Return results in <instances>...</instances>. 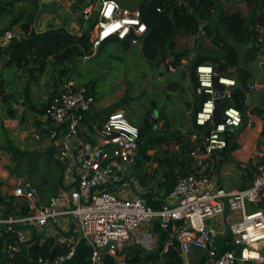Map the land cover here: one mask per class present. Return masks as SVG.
I'll use <instances>...</instances> for the list:
<instances>
[{
	"label": "built area",
	"instance_id": "obj_1",
	"mask_svg": "<svg viewBox=\"0 0 264 264\" xmlns=\"http://www.w3.org/2000/svg\"><path fill=\"white\" fill-rule=\"evenodd\" d=\"M213 1L219 4L225 0ZM93 11L97 12L91 39L93 51L112 39L138 45L147 32L140 12L122 7L117 0H97L94 7L82 9L85 22ZM16 39L11 30L0 28V50H6ZM263 44L259 33L257 45L261 48ZM194 74L198 94L207 97L195 112L194 122L199 127L207 126V134L200 143L201 153L209 157L226 147V131L239 128L242 115L234 106L222 103L231 101V90L236 85L233 79L216 74L209 64L197 66ZM253 89L254 86L249 87ZM94 102L91 89L78 85L72 77L64 79L50 97L45 109L51 126L48 137L59 147L60 162L74 165L76 175L69 183L73 186L59 189L45 206L36 205L37 190L29 182L12 190V196L24 200L29 212L21 217L0 218L3 227L0 237L7 232L15 236L14 242L3 251L5 264H17L22 248L31 241L30 231L48 225H60L61 233L54 242L66 251L53 260L38 258L31 264L69 262L80 245L91 249L90 264H102L104 256L119 258L134 232L153 220L161 229L170 231L163 245L164 253L176 249L188 257L193 251L203 252L198 264H264V210L261 208L264 164L258 166L249 186L241 190L215 187L207 175L196 172L176 177L171 190L174 201L157 209L138 196L121 197L105 183L125 185V174L133 167L139 129L128 122L125 111L115 110L102 123L96 145L73 144L78 136L81 112L88 111ZM218 103L223 104L224 120L215 124L212 121ZM261 118L264 119V109ZM147 122L151 124L153 119L148 118ZM62 220L69 222L62 226ZM134 243L150 251L155 241L152 234L145 232L135 237Z\"/></svg>",
	"mask_w": 264,
	"mask_h": 264
},
{
	"label": "crops",
	"instance_id": "obj_2",
	"mask_svg": "<svg viewBox=\"0 0 264 264\" xmlns=\"http://www.w3.org/2000/svg\"><path fill=\"white\" fill-rule=\"evenodd\" d=\"M117 1L122 4L121 0ZM128 1L134 4L131 10L139 11V0ZM260 1L225 0L218 4L216 14L219 10L230 15L239 12L245 20V24L256 27V31L261 34L264 41V26L259 27L256 25L259 15L262 14ZM37 4L36 19L27 34L28 37L39 38L57 31L66 32L73 38H77L80 35L82 28L78 25V20L81 16V11L78 9L80 7L79 0L77 1V6H75L76 0H38ZM19 7L28 8V5L24 3ZM19 7L14 10L12 15L0 16L1 29L13 21V17L19 12ZM124 8H127V6H124ZM216 20L217 17L214 16L212 23H215ZM203 25L204 23H202L201 27ZM12 32L17 39H25L18 26H15ZM202 32L200 29L194 35L179 33L176 36L173 51L185 54L178 67L172 66L173 56L165 51L161 52L159 60L154 61L157 63L155 69L157 83L166 80L165 85H163L164 91L169 90L172 93L171 96L174 97L180 94L188 95L186 102L189 111L185 114L187 116V124H177L176 127H172L167 122H157V129L162 131L166 128V131L171 132L168 135L171 138L182 136L185 139L189 137L192 141H197V130L192 126V119L199 107L200 95L197 90L196 92L193 90L192 93L188 88L187 73L184 68L187 66L191 67L190 62L198 54L212 56L221 62L225 58V53L213 46ZM92 36L93 30L90 34V43ZM246 37H242L241 40H236L235 37L232 39L238 48L239 64L238 67H233L229 70L230 76H232L230 79L235 81L234 78L240 76V71L245 70V73H247L245 76L246 89L241 88L248 92L244 100L245 115L242 117V124L239 128L230 130L235 134L234 141L231 142L227 149L216 150L209 157L201 153V143L196 142V148L186 152L184 156L183 174L202 172L210 178L213 186L227 191H236L248 187L256 176L258 166H260L258 162L261 161V158H264V119L261 118V113H251L253 109L259 108L262 110L264 108V44L254 56L252 51H250L253 46V40H246ZM103 46H110L116 49L112 54L109 53L108 56L110 59L117 60L122 59L120 57L121 52L139 47L140 51L137 54H139L141 61L150 62L142 55L140 43L131 45L128 41L113 39L102 43L94 51L91 47L92 56L89 55L91 57L87 60L82 59L73 73L67 77H72L78 85L89 87L95 97L92 107L88 111L81 112L82 119L78 129V136L73 144L84 142L96 145L106 116L115 110L125 111L126 109V104L122 102V91L117 92L118 90H116L114 92L117 97L110 93H108V97H98V89L94 78L87 83L81 82L80 68L84 62L95 58L98 50ZM7 61V56L2 54L0 56V218H2L4 213L9 212L11 216L20 217L18 214L21 211V206H23V203L26 205V203L24 200L12 196V190L21 183H31L37 190L36 205L45 206L49 199L55 196L59 189L70 183L76 175L74 165L60 162L58 158L59 147L48 137L51 126L45 115V107L60 84L58 83L56 72L50 68L44 74L31 73L30 70L34 69V66L16 67L14 65L8 67ZM218 73L217 71L216 74ZM118 75L119 77L116 78L115 83L119 81L123 83V77L126 72L124 75V71L120 70ZM218 75L221 74L219 73ZM222 75L224 74L222 73ZM170 76L174 78L173 83L170 81ZM55 81L56 85L54 84ZM169 83L172 84L170 87ZM114 86L115 84H113ZM250 86H254V89L249 90ZM141 92L146 93L148 96L151 94L152 89H143ZM3 97H7L8 103L12 105V114L9 113L2 102ZM26 97L28 100H25ZM136 104L134 103L132 105L133 108L130 109L133 113H136L141 108ZM145 118H152L153 122L155 120L152 111L147 116L145 115L143 122ZM138 129L140 130V128ZM60 131H64L63 126ZM152 138L148 142H142V138H139L136 155L133 157V167L125 174V185L116 186L112 182H106L105 185L108 188H114V191L121 197L131 198L138 196L148 206L157 209L165 203L174 201L171 197V190L174 180L178 176H175L177 175L175 173L166 187L159 188L158 183L163 181L164 174L160 172L161 175L158 176L159 171L154 174L151 173L158 168V162L154 160L153 156L156 150L149 147ZM172 144L174 149L170 148L168 152L173 158L174 154L179 151V144L173 140ZM192 152H195V155L191 156L190 153ZM176 168L178 167L174 166L173 170H176ZM169 169L171 171V168ZM262 209L264 210V208ZM67 222L69 221L62 220V226H65ZM1 227L2 225H0ZM60 230V225H48L38 231H30V243H32L33 237H40V240H55V237L60 234L58 233ZM145 232L153 235L155 244L150 251L144 250L139 246L142 249L141 252L144 253V260L141 264H152L153 261L161 264V256L164 253L163 245L168 239L170 231L161 229L156 220L137 229L122 251L127 250L131 254L128 247L138 246L134 243V239ZM29 245L22 248L17 264H31L32 260L27 254ZM198 253V251H193L189 254L187 257L188 264H198L196 261ZM122 259L121 253L116 260L122 261Z\"/></svg>",
	"mask_w": 264,
	"mask_h": 264
},
{
	"label": "trees",
	"instance_id": "obj_3",
	"mask_svg": "<svg viewBox=\"0 0 264 264\" xmlns=\"http://www.w3.org/2000/svg\"><path fill=\"white\" fill-rule=\"evenodd\" d=\"M139 0L138 9L140 12L141 20L147 26V32L142 37L140 41L141 52L147 61L154 62L161 58V52H168L173 56L172 66L178 67L180 61L185 54L174 52L175 38L179 33H185L189 35H194L199 32L200 29L204 32L206 38L209 42L222 50L225 53V58L223 62L219 59L208 55L198 54L194 60H192V78L194 83V92L197 90V81L195 78V68L202 64H209L213 67L214 71H218L224 77L230 78L229 70L233 67H238L239 64V52L237 46L233 43V38L236 40H241L242 37H246V40H253V46L251 50L255 56L260 49L257 45V39L259 33L256 31V27L248 26L245 24V20L241 17L239 12L227 14L222 10H219L216 14L217 6L213 0ZM27 4L28 8L19 7L23 4ZM38 0H0V16L12 15L14 10L19 7V12L13 21L9 23L3 29L11 30L18 26L24 38L16 39L13 41L6 50H0V56L5 54L7 56V66L16 67H27L29 65L34 66V69L30 70L31 73L44 74L48 69H53L57 74L58 83H61L66 79L73 71L76 69L78 63L83 59L84 56H89L92 54L90 34L93 30L94 24L96 22V17L93 18L92 14L87 22L84 21L82 12L78 20L79 27L82 28L80 35L77 38H73L66 32L57 31L54 33H49L43 35L39 38L28 37L27 34L34 23L37 15ZM97 0H79L78 9H82L96 5ZM262 14L259 15L257 19V26H264V0L260 1ZM121 6H123L120 3ZM124 7V6H123ZM158 9L160 11H158ZM214 16L217 17L215 23H212ZM202 23L204 25L201 27ZM248 32V33H247ZM113 40V39H112ZM117 40V39H114ZM109 41V40H108ZM163 57V56H162ZM218 73V74H219ZM245 70L240 71V76L235 79V87L231 90V101L222 102L229 104L238 109L242 115L244 114V100L245 94L243 88L245 86ZM56 85V81L54 82ZM59 87V86H58ZM25 91V90H24ZM207 97L205 95L200 96L199 108L202 102L205 101ZM25 100H28L27 97ZM2 102L8 109L9 113H13L11 104L8 103L7 97L2 98ZM47 106V105H46ZM46 109V107H45ZM264 109V108H263ZM263 109H253L252 114H260ZM146 128H150L151 125L147 123L148 118L144 119ZM213 122V121H212ZM192 126L197 130L196 140L192 141L185 139L182 136L176 138H169L167 136H157L152 138L149 147L150 149H155L154 160L158 162L159 167L165 165L170 169L164 171V179L161 183H158L159 188L162 189L166 187L170 181V178L175 175L173 170L174 166L179 169L175 176H184L191 173L184 172V156L186 152H190L197 146L196 142H200L203 136L207 134V126L199 127L194 122V117L192 119ZM142 130H139V138H142ZM235 139V134L232 131L227 130L225 134L226 147L233 142ZM179 144L178 152L174 154L172 158L164 146H168L171 141ZM202 148V146H201ZM158 149L162 150L163 154L166 156H161L157 154ZM149 159V157H147ZM259 165L264 164V158L258 162ZM264 208V203L261 205ZM28 207L23 203L21 206V211L18 216L27 215ZM10 215L9 213H4L2 216L6 218ZM229 239V238H228ZM15 240V236L9 232L2 233L0 237V264H5L6 259L3 254L4 249ZM40 237H33L32 243L29 242V247L27 248V254L29 258L34 262L38 258L53 260L56 257L63 255L66 251L64 247H60L55 244L53 239H46L43 242H39ZM220 243V242H219ZM230 247V245H229ZM229 247H223L228 249ZM131 254L127 250L121 251L119 255L123 256L122 262L125 264H141L144 260V253L137 250L134 246L128 247ZM91 255V249L88 246L80 245L76 249L74 258L63 264H90L89 257ZM32 262V264H33ZM103 264H116L118 261L111 256L103 257ZM152 264H157L153 261ZM161 264H183L181 254L176 249H169L166 253L161 256Z\"/></svg>",
	"mask_w": 264,
	"mask_h": 264
},
{
	"label": "rangeland",
	"instance_id": "obj_4",
	"mask_svg": "<svg viewBox=\"0 0 264 264\" xmlns=\"http://www.w3.org/2000/svg\"><path fill=\"white\" fill-rule=\"evenodd\" d=\"M121 2L124 6H127V8L132 9V7H134V4L130 3L128 0H121ZM96 15L97 12L93 11L92 17L95 18ZM115 50L116 49L111 48L110 46H103L98 50L95 58L84 62L79 70V75L82 77L81 82L87 83L92 78H94L96 82V88L98 89V97H108V93L116 95L117 97V94L114 92L116 90H118L117 92L122 91V102L126 104L125 117L130 124L142 130V142H148L151 137L155 138L162 135L169 137L168 135L171 134V132L166 131V128L162 131L158 130L157 122H167L169 126L172 127H176L177 124H187V116L185 114L187 111H189L186 102L188 95L185 94V96L180 94L179 96L174 97L171 96L172 93L169 90L164 91L163 85H165L166 80H162L157 83V77L155 75L157 63L141 61L139 54H137L138 51H140L139 47H134L128 51L121 52V60L110 59L108 56L109 53L112 54V52ZM120 70L124 71V75L126 72V75H123V83L121 81L115 83L116 78L119 77L118 72ZM169 78L171 83H173L174 78L172 76ZM171 83H169V87L172 85ZM113 84H115L114 87ZM148 88H151L152 92L147 96L146 93L141 91ZM134 103H137L136 105L141 107L136 113H133L132 110H130L133 108L132 105ZM150 111L153 112V118L155 120L151 124L150 128H146L143 118L145 115L147 116ZM170 148L174 149L172 141L168 146L165 145L162 150L166 149L167 151H170ZM162 150L158 149L157 154L164 157L166 154H163ZM178 169L179 168H176V170H174L175 173L178 171ZM167 170V166L162 165V167H159L158 165V168L154 169L151 173L154 174L155 172L159 171L158 176H160V172L163 173ZM124 172L125 171H123L122 174H124ZM72 186L73 185L68 183L65 187ZM58 233H61V230ZM227 236L229 237L228 234ZM198 252L199 255L196 257L197 262H199L204 256L203 252Z\"/></svg>",
	"mask_w": 264,
	"mask_h": 264
},
{
	"label": "water",
	"instance_id": "obj_5",
	"mask_svg": "<svg viewBox=\"0 0 264 264\" xmlns=\"http://www.w3.org/2000/svg\"><path fill=\"white\" fill-rule=\"evenodd\" d=\"M77 1L76 0V4L75 6H77ZM145 2H147L146 0H143ZM186 73H187V81H188V88L190 89V91L193 93V88H194V83H193V78H192V67L187 66L184 68ZM221 89V87H217V90ZM245 95H248V92L244 91ZM222 108H223V104L218 103L216 106V111H215V117L213 119V123L217 124L220 121L224 120V117L222 116L221 112H222ZM20 185H23V183H21ZM138 250L142 251V249L139 246H135ZM181 258H182V263L183 264H188L187 261V257L183 254H181ZM119 264V263H116Z\"/></svg>",
	"mask_w": 264,
	"mask_h": 264
},
{
	"label": "clouds",
	"instance_id": "obj_6",
	"mask_svg": "<svg viewBox=\"0 0 264 264\" xmlns=\"http://www.w3.org/2000/svg\"><path fill=\"white\" fill-rule=\"evenodd\" d=\"M201 96V95H200Z\"/></svg>",
	"mask_w": 264,
	"mask_h": 264
}]
</instances>
